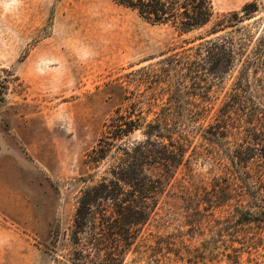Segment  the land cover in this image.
Here are the masks:
<instances>
[{
	"label": "rangeland",
	"instance_id": "1",
	"mask_svg": "<svg viewBox=\"0 0 264 264\" xmlns=\"http://www.w3.org/2000/svg\"><path fill=\"white\" fill-rule=\"evenodd\" d=\"M250 1L212 0L213 21ZM208 29L180 33L112 0H0V264H56L80 190L104 169L87 155L129 102L185 154L119 264H264V85L252 71L238 83L240 61L207 71L195 48Z\"/></svg>",
	"mask_w": 264,
	"mask_h": 264
},
{
	"label": "trees",
	"instance_id": "2",
	"mask_svg": "<svg viewBox=\"0 0 264 264\" xmlns=\"http://www.w3.org/2000/svg\"><path fill=\"white\" fill-rule=\"evenodd\" d=\"M112 1L151 24L169 25L180 33L209 26L195 48L205 69L222 75L240 61L238 83L248 81L245 77L252 71L256 84L264 85V0L261 4L247 2L240 12H226L218 22L213 21L212 0ZM248 20L254 24L255 34L244 24ZM182 58L177 53L169 55L165 59L168 68L180 64ZM141 114L139 102L119 107L87 155L93 169L105 162L104 169L96 180V173L89 174L91 183L80 190L68 247L54 257L56 264L122 263L126 250L149 221L160 194L182 163L184 148L163 134V120L146 122ZM141 128L142 138L116 144ZM245 216L255 218L248 212Z\"/></svg>",
	"mask_w": 264,
	"mask_h": 264
}]
</instances>
